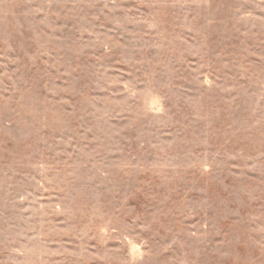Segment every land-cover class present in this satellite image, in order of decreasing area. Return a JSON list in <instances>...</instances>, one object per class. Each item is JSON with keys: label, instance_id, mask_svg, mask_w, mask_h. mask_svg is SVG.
I'll use <instances>...</instances> for the list:
<instances>
[{"label": "rangeland", "instance_id": "1", "mask_svg": "<svg viewBox=\"0 0 264 264\" xmlns=\"http://www.w3.org/2000/svg\"><path fill=\"white\" fill-rule=\"evenodd\" d=\"M0 264H264V0H0Z\"/></svg>", "mask_w": 264, "mask_h": 264}]
</instances>
